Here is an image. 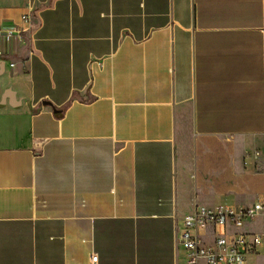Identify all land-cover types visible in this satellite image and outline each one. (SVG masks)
<instances>
[{
  "label": "crops",
  "instance_id": "obj_1",
  "mask_svg": "<svg viewBox=\"0 0 264 264\" xmlns=\"http://www.w3.org/2000/svg\"><path fill=\"white\" fill-rule=\"evenodd\" d=\"M250 174L264 0H0V264H185Z\"/></svg>",
  "mask_w": 264,
  "mask_h": 264
},
{
  "label": "built area",
  "instance_id": "obj_2",
  "mask_svg": "<svg viewBox=\"0 0 264 264\" xmlns=\"http://www.w3.org/2000/svg\"><path fill=\"white\" fill-rule=\"evenodd\" d=\"M177 241L185 264H247L252 256L264 257V201L216 209L197 206L184 217Z\"/></svg>",
  "mask_w": 264,
  "mask_h": 264
},
{
  "label": "rangeland",
  "instance_id": "obj_3",
  "mask_svg": "<svg viewBox=\"0 0 264 264\" xmlns=\"http://www.w3.org/2000/svg\"><path fill=\"white\" fill-rule=\"evenodd\" d=\"M251 177H247V182H248V187L245 186V183H243V181L241 182V186L240 187H244V188H240L238 194H246L248 195L247 197H245L246 199V203H251L255 198L258 197H263L264 200V176L263 175H257V174H250ZM248 189L250 191H248ZM240 200L236 197L235 194H229L227 196H222V197H215V202L217 204H224V205H228V206H232L235 203H240ZM239 201V202H238ZM257 264V263H256Z\"/></svg>",
  "mask_w": 264,
  "mask_h": 264
}]
</instances>
